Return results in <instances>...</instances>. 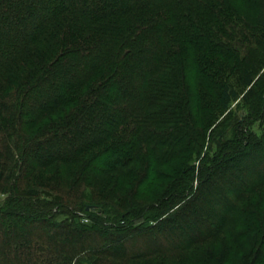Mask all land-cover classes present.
<instances>
[{
  "label": "trees",
  "instance_id": "obj_1",
  "mask_svg": "<svg viewBox=\"0 0 264 264\" xmlns=\"http://www.w3.org/2000/svg\"><path fill=\"white\" fill-rule=\"evenodd\" d=\"M0 184V264H264V0H0Z\"/></svg>",
  "mask_w": 264,
  "mask_h": 264
},
{
  "label": "rangeland",
  "instance_id": "obj_2",
  "mask_svg": "<svg viewBox=\"0 0 264 264\" xmlns=\"http://www.w3.org/2000/svg\"><path fill=\"white\" fill-rule=\"evenodd\" d=\"M233 110H234V115H230L232 117L227 118L225 121H221L222 117L225 115L223 114V116H221L216 123L214 124L213 127H216L214 129V133L212 138L213 141V152L215 151L216 145L222 143L223 141H226L228 139H230L232 137V135L234 134V120H236V116L237 113H241L242 109L239 110H235V106L233 105ZM241 111V112H240ZM220 123V124H219ZM213 127L207 132V136L211 135V131L213 129ZM208 143L205 144L204 146V150L207 148ZM261 159L263 158V153L260 154L259 156ZM197 165V164H196ZM48 175V173H42V174H36L33 176L32 179L29 180V182L27 183L28 187H32V186H39L40 183L45 182L47 179L45 178ZM3 185L6 186V184L4 183ZM3 185L0 184V205L4 203V201L7 199L8 194H4L3 193ZM194 185L196 186V183H194ZM110 189V188H109ZM108 189V190H109ZM45 199V198H44ZM148 201H153L155 199V196H153L152 194L150 195V198H147ZM253 200V198L251 199V201ZM92 211H95V209H93ZM82 223H90L89 219L86 218H82L81 219ZM204 252H207V250H203Z\"/></svg>",
  "mask_w": 264,
  "mask_h": 264
},
{
  "label": "water",
  "instance_id": "obj_3",
  "mask_svg": "<svg viewBox=\"0 0 264 264\" xmlns=\"http://www.w3.org/2000/svg\"><path fill=\"white\" fill-rule=\"evenodd\" d=\"M93 209H94V208L91 207V206H86V208H85L86 211L93 210Z\"/></svg>",
  "mask_w": 264,
  "mask_h": 264
}]
</instances>
